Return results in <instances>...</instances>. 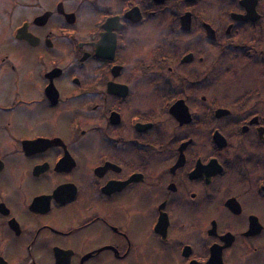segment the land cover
I'll list each match as a JSON object with an SVG mask.
<instances>
[{"label": "flooded vegetation", "instance_id": "obj_1", "mask_svg": "<svg viewBox=\"0 0 264 264\" xmlns=\"http://www.w3.org/2000/svg\"><path fill=\"white\" fill-rule=\"evenodd\" d=\"M242 1L13 0L0 264H264V0Z\"/></svg>", "mask_w": 264, "mask_h": 264}, {"label": "rangeland", "instance_id": "obj_2", "mask_svg": "<svg viewBox=\"0 0 264 264\" xmlns=\"http://www.w3.org/2000/svg\"><path fill=\"white\" fill-rule=\"evenodd\" d=\"M43 1L44 0H35V4H43ZM262 12L264 13L263 6ZM30 14H32V12L28 13L20 7L14 6L13 0H0V57L4 55L8 58L6 61L0 59V67L5 73L4 76L0 77V101L2 102L9 100L12 93L13 75L10 66H6L5 63L14 62L22 66V68L28 67L30 63V53L32 52L21 47H17V52H14L13 39L10 36L11 32H13V21L17 20L20 16ZM262 33H264V23L262 24ZM17 46H19V44Z\"/></svg>", "mask_w": 264, "mask_h": 264}, {"label": "water", "instance_id": "obj_3", "mask_svg": "<svg viewBox=\"0 0 264 264\" xmlns=\"http://www.w3.org/2000/svg\"><path fill=\"white\" fill-rule=\"evenodd\" d=\"M242 5L246 8L247 11V17H245L244 19H251V20H257L258 16L255 14V7H256V3L257 0H243ZM39 21H41L42 24L43 22H45V19H47L46 15L41 16L40 18H38ZM207 33H213L212 30H209L207 28Z\"/></svg>", "mask_w": 264, "mask_h": 264}, {"label": "trees", "instance_id": "obj_4", "mask_svg": "<svg viewBox=\"0 0 264 264\" xmlns=\"http://www.w3.org/2000/svg\"><path fill=\"white\" fill-rule=\"evenodd\" d=\"M262 1V0H261Z\"/></svg>", "mask_w": 264, "mask_h": 264}]
</instances>
